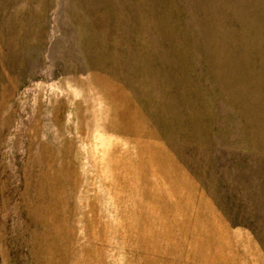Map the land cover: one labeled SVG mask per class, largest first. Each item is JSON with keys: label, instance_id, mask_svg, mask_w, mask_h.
Here are the masks:
<instances>
[{"label": "rangeland", "instance_id": "obj_1", "mask_svg": "<svg viewBox=\"0 0 264 264\" xmlns=\"http://www.w3.org/2000/svg\"><path fill=\"white\" fill-rule=\"evenodd\" d=\"M0 264H264V0H0Z\"/></svg>", "mask_w": 264, "mask_h": 264}]
</instances>
